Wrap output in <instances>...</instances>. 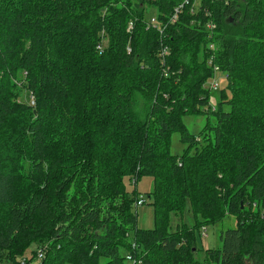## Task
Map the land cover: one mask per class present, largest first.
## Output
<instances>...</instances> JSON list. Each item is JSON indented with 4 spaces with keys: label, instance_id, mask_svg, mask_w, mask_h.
<instances>
[{
    "label": "trees",
    "instance_id": "obj_1",
    "mask_svg": "<svg viewBox=\"0 0 264 264\" xmlns=\"http://www.w3.org/2000/svg\"><path fill=\"white\" fill-rule=\"evenodd\" d=\"M179 3L0 0V264L40 252V264H264V0H204L211 37L189 10L162 36L146 30L149 9L165 25ZM211 54L227 81L215 111ZM186 114L215 119L205 145ZM174 132L191 143L181 158L169 150ZM145 176L154 191L142 196ZM140 200L155 209L153 230L138 227ZM188 202L195 227L171 232ZM230 215L237 226L195 261L196 234Z\"/></svg>",
    "mask_w": 264,
    "mask_h": 264
},
{
    "label": "rangeland",
    "instance_id": "obj_2",
    "mask_svg": "<svg viewBox=\"0 0 264 264\" xmlns=\"http://www.w3.org/2000/svg\"><path fill=\"white\" fill-rule=\"evenodd\" d=\"M156 10L149 9L147 16L152 15L155 13ZM218 81L220 82V91L227 86V81H226V76L223 73H219L217 76ZM19 81L17 80L16 83H14V91L19 94V98L21 101L25 103H30L32 102L30 100V96L27 95L25 92H21ZM219 92H213L212 93V99L210 102V108H216L218 106V100H219ZM32 104V103H31ZM138 112H141L144 110V102L143 100L139 97L138 98ZM225 110H229L228 107H225ZM212 124H214L215 119L213 117H209L207 114H198V115H192V114H186L182 118V122L184 126L187 128L189 134L194 137V139L199 138L200 144L205 145L206 143V136L202 135V133L205 131V128L208 124V121ZM209 133H207L208 135ZM212 136V133L210 134ZM198 144V146L200 145ZM191 145L190 142H183L182 141V136L180 132H174L171 135V140H170V146L169 150L171 155L177 156L181 158L183 154L185 153V150ZM24 164H25V172L26 176L32 177L34 174V166L36 164L30 150H29V143L25 141L24 144ZM125 185L127 188V191L130 194H133L135 190V186L130 182L129 179L125 180ZM138 192L142 196H146L148 193H152L154 191V180L152 176H145L143 177L139 184H138ZM230 198V197H229ZM155 209L152 205H144V206H139L137 208V222H138V227L141 230H153L155 229ZM201 221H204L200 217ZM169 224H170V231L171 232H178L179 229L183 226L188 227L189 229H193L196 225V218L194 217L192 211H191V206L190 203L188 202L183 213L182 214H172L169 218ZM237 226V219L235 216H227L223 221L205 226L207 229V237H203L202 235V229L200 230V235L197 233L196 234V241L197 245H195L194 248H197L200 251V253H197L196 256L194 257L195 261H203L206 258L207 252L215 250L221 246V240L220 236L223 231L227 229H234ZM36 246H32V250L28 251L27 254L25 255V258L29 260L32 256V251L35 249ZM38 248V247H37ZM36 248V249H37ZM35 251L38 252V249ZM18 249H15V252H17ZM37 253H35V258H36ZM19 262L23 260V258H18ZM29 264H40L39 260H31L29 261ZM4 264H12L9 262H4Z\"/></svg>",
    "mask_w": 264,
    "mask_h": 264
},
{
    "label": "built area",
    "instance_id": "obj_3",
    "mask_svg": "<svg viewBox=\"0 0 264 264\" xmlns=\"http://www.w3.org/2000/svg\"><path fill=\"white\" fill-rule=\"evenodd\" d=\"M189 10V13L192 16H196V19H193L191 21V26L192 27H202L205 26L210 32L212 36V33H214L217 30V25L216 23L211 19L213 18L211 13L207 10L205 4H204V0H180V3L174 7L173 12L171 13L169 20L167 22V24L162 25V23L159 20V16L158 13L155 11L154 14L147 16L148 17V21H147V27L146 30L149 31L151 29L153 30H157L161 36L165 34V30L168 26H173L177 23H179L181 16L184 15V13ZM149 11V10H148ZM203 13L205 18H209V20H207V22H205V24L203 25L201 20L199 19V15ZM214 19V18H213ZM135 26V22L131 21L129 23L128 26V31H132L134 29ZM107 45L106 41H103V43H101L98 46V50L99 51H103L105 49ZM211 50H213V52L216 50V47L214 44L210 45ZM129 52L131 51L130 49H128ZM170 54V49L168 47L163 46L161 49V58H162V64H165L166 61V57L169 56ZM214 61H215V55L211 54L210 55V59H209V65L211 67H213L214 70V76L211 79V81L206 85V88H209L212 92H217L220 89V82L218 81L217 76L220 73V68L218 66L214 65ZM167 76V74H166ZM34 104V101H32V105ZM212 111H215L216 108H211ZM144 200H140L137 204V206H143ZM202 235L203 237H207V229L206 227L202 228ZM43 258V252H40L38 254V259H42ZM127 260L129 263L131 264H135L136 260H133V257L130 255L127 257Z\"/></svg>",
    "mask_w": 264,
    "mask_h": 264
}]
</instances>
